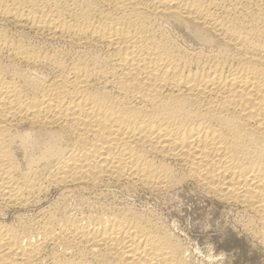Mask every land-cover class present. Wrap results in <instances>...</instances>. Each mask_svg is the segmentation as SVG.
<instances>
[{"label": "bare ground", "instance_id": "1", "mask_svg": "<svg viewBox=\"0 0 264 264\" xmlns=\"http://www.w3.org/2000/svg\"><path fill=\"white\" fill-rule=\"evenodd\" d=\"M185 183L264 252V0H0V264H191Z\"/></svg>", "mask_w": 264, "mask_h": 264}, {"label": "rangeland", "instance_id": "2", "mask_svg": "<svg viewBox=\"0 0 264 264\" xmlns=\"http://www.w3.org/2000/svg\"><path fill=\"white\" fill-rule=\"evenodd\" d=\"M114 192L117 199L127 196L119 188ZM133 199L137 206L152 207L159 213L186 247L191 264H264L263 250L234 228L228 208L200 193L192 183L167 196H148L139 191Z\"/></svg>", "mask_w": 264, "mask_h": 264}]
</instances>
